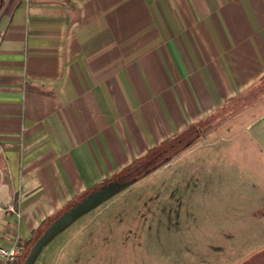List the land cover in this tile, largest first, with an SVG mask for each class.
Returning <instances> with one entry per match:
<instances>
[{"label": "crops", "instance_id": "0c3cea01", "mask_svg": "<svg viewBox=\"0 0 264 264\" xmlns=\"http://www.w3.org/2000/svg\"><path fill=\"white\" fill-rule=\"evenodd\" d=\"M203 135L224 145L176 161L206 187L195 198L226 201L237 183L264 202V0H0V245ZM244 210L221 229L240 243L222 247L264 264V210Z\"/></svg>", "mask_w": 264, "mask_h": 264}, {"label": "rangeland", "instance_id": "374dc122", "mask_svg": "<svg viewBox=\"0 0 264 264\" xmlns=\"http://www.w3.org/2000/svg\"><path fill=\"white\" fill-rule=\"evenodd\" d=\"M223 124L220 120L202 130L206 134L223 128ZM193 139L184 140L158 167L126 183L115 182L109 191L97 192L83 206L85 210L61 220L59 231L42 239L43 244L32 249L31 244L26 246L19 262L23 264L28 259V264L232 263L240 252L222 246L225 241L240 243L241 235L221 234V229L236 225L244 208L253 214L261 213L264 202L256 193L246 195L247 200L242 201L241 186L237 183L228 187L232 197L228 195L226 201L196 199L197 190L206 187L199 188L189 178L183 180L176 161L184 147L224 142L206 135ZM167 162L173 164L162 168Z\"/></svg>", "mask_w": 264, "mask_h": 264}, {"label": "trees", "instance_id": "16d2710c", "mask_svg": "<svg viewBox=\"0 0 264 264\" xmlns=\"http://www.w3.org/2000/svg\"><path fill=\"white\" fill-rule=\"evenodd\" d=\"M187 138L183 137H174L173 139L168 140L162 147H157L151 154L143 158L142 160L130 165L125 170L119 172L116 174V177L106 180L104 184L95 187L94 189H91L84 194L76 197L71 202L67 203L63 209L57 213L56 215H53L51 217L46 218L42 225L36 229L32 235V237L27 240L24 244V246H28L31 244V249L37 244L39 239L44 235V233L47 231V229L60 217H62L66 212L71 210L76 204L83 201L88 195L91 193H94L101 188L105 187L106 185L110 183H126L130 179H135L139 177L141 174L145 173L146 171H149L155 167H158L161 163H163L168 157L171 156L172 151H175V149ZM24 254V253H23ZM24 255L21 256L20 259L23 258ZM22 264V263H20ZM25 264V262H23Z\"/></svg>", "mask_w": 264, "mask_h": 264}, {"label": "built area", "instance_id": "2783aa9c", "mask_svg": "<svg viewBox=\"0 0 264 264\" xmlns=\"http://www.w3.org/2000/svg\"><path fill=\"white\" fill-rule=\"evenodd\" d=\"M10 208L15 210L12 204H10ZM24 249L25 246L20 235L14 236L10 245H0V264H19Z\"/></svg>", "mask_w": 264, "mask_h": 264}, {"label": "water", "instance_id": "95a60500", "mask_svg": "<svg viewBox=\"0 0 264 264\" xmlns=\"http://www.w3.org/2000/svg\"><path fill=\"white\" fill-rule=\"evenodd\" d=\"M116 183H110L108 186H105L103 188H101L100 190L94 192V193H91L90 195H88L83 201L79 202L78 204H76V206H74L71 210H69L68 212H66L62 217H60L57 221H55L48 229L47 231L44 233V235L39 239V241L37 242V244H43V240L51 235L52 233L54 232H57L59 231V227L58 225L60 224L61 220L67 218L68 216L72 215L73 213H76V212H81L83 210H85L86 208H84L83 206L89 202L92 198V196H95L98 192V194L100 193H104L106 191H109L111 187L115 186ZM81 210V211H79ZM43 239V240H42ZM25 264H28V259L27 261L25 262Z\"/></svg>", "mask_w": 264, "mask_h": 264}]
</instances>
